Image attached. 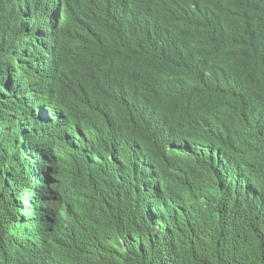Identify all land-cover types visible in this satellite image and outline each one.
Returning a JSON list of instances; mask_svg holds the SVG:
<instances>
[{
	"label": "trees",
	"instance_id": "trees-1",
	"mask_svg": "<svg viewBox=\"0 0 264 264\" xmlns=\"http://www.w3.org/2000/svg\"><path fill=\"white\" fill-rule=\"evenodd\" d=\"M25 53L46 73L36 104L68 102L85 132L75 172L87 199L77 212L111 246L101 264H264V161L233 178L228 150L211 145L173 168L137 107L210 143L216 132L219 144L245 132L264 151V0H0V264H33L49 236L53 196L31 151L11 144L14 125L27 143L47 121L22 113L11 63L27 78ZM161 185L200 207L186 211Z\"/></svg>",
	"mask_w": 264,
	"mask_h": 264
},
{
	"label": "clouds",
	"instance_id": "clouds-1",
	"mask_svg": "<svg viewBox=\"0 0 264 264\" xmlns=\"http://www.w3.org/2000/svg\"><path fill=\"white\" fill-rule=\"evenodd\" d=\"M30 56L25 53L24 57L18 58V65H21L23 70L26 69V65L28 67L27 78H25L24 72L17 71V64L11 63L12 67H16L18 95L22 100H25L24 104L28 106V111L24 107L22 113H27L29 123L41 119L47 121L37 126L36 132L31 136L32 139L30 138L27 143H25L27 136L24 127L18 124L14 125L12 138L17 141L11 139V144L15 150H18L21 145V151H31L40 178L53 196L46 215L49 236L45 242V253L33 264H101L106 259V255L111 252V246L104 242L106 236L87 233L77 212L78 207L87 199L88 184L80 179L82 174L75 172L78 158L77 149L86 144L84 138L79 135L85 136V132L78 119L72 117L74 114L68 102L51 99L44 106L36 104L34 96L40 90L38 87L42 85L41 77H46V73L41 71L43 67L37 56L33 55L36 67ZM13 62L16 63L15 58ZM32 67H35L37 72V82H34ZM7 73L10 79H16L12 76L14 73L10 69L7 70ZM137 107L147 112L152 124V132L162 143V158L166 164H171L173 168L182 170L194 165L195 151L211 145L228 150L222 156L225 159L222 162L227 165L233 178L249 175L250 170L260 167V163L264 161V151L246 143L251 140V137L243 140L247 136L245 132H235L225 138L224 143H216L218 132L210 127L206 118L202 117L199 121L205 123L209 132H216L210 143L206 137L199 134L177 132L173 126L157 116L150 106L140 104ZM22 113L21 117L23 118ZM6 122L5 116L0 115V142H5L3 139L5 138ZM133 146L132 143L123 142L119 149L128 150ZM109 157L113 158L112 155ZM162 189L166 190L165 185H161L159 189L163 196L180 199L186 211L197 209L201 205L199 201L194 200V197L188 198L186 192L177 191L172 194L168 191L166 194L162 192ZM112 249L113 257L119 258L121 255L116 244H113Z\"/></svg>",
	"mask_w": 264,
	"mask_h": 264
},
{
	"label": "bare ground",
	"instance_id": "bare-ground-1",
	"mask_svg": "<svg viewBox=\"0 0 264 264\" xmlns=\"http://www.w3.org/2000/svg\"><path fill=\"white\" fill-rule=\"evenodd\" d=\"M21 103H23V101H22ZM49 217H50V216H49ZM49 217H48V218H49Z\"/></svg>",
	"mask_w": 264,
	"mask_h": 264
}]
</instances>
